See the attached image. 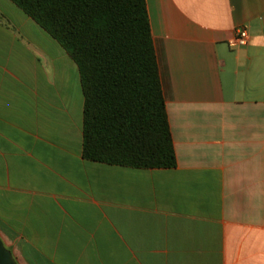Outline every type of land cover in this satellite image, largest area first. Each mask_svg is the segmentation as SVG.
<instances>
[{"label": "crops", "instance_id": "obj_1", "mask_svg": "<svg viewBox=\"0 0 264 264\" xmlns=\"http://www.w3.org/2000/svg\"><path fill=\"white\" fill-rule=\"evenodd\" d=\"M147 5L172 168L86 159L77 63L0 0V235L20 264H264V0Z\"/></svg>", "mask_w": 264, "mask_h": 264}, {"label": "trees", "instance_id": "obj_2", "mask_svg": "<svg viewBox=\"0 0 264 264\" xmlns=\"http://www.w3.org/2000/svg\"><path fill=\"white\" fill-rule=\"evenodd\" d=\"M12 1L79 67L84 157L133 168L175 167L147 0Z\"/></svg>", "mask_w": 264, "mask_h": 264}, {"label": "water", "instance_id": "obj_3", "mask_svg": "<svg viewBox=\"0 0 264 264\" xmlns=\"http://www.w3.org/2000/svg\"><path fill=\"white\" fill-rule=\"evenodd\" d=\"M0 264H20L0 235Z\"/></svg>", "mask_w": 264, "mask_h": 264}, {"label": "built area", "instance_id": "obj_4", "mask_svg": "<svg viewBox=\"0 0 264 264\" xmlns=\"http://www.w3.org/2000/svg\"><path fill=\"white\" fill-rule=\"evenodd\" d=\"M249 39H250V34L248 29L246 27H240L237 31V37L234 41V44L245 46L248 44Z\"/></svg>", "mask_w": 264, "mask_h": 264}]
</instances>
